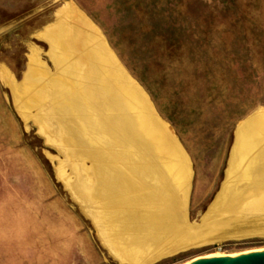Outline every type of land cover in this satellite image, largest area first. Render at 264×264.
<instances>
[{
    "label": "rangeland",
    "instance_id": "rangeland-1",
    "mask_svg": "<svg viewBox=\"0 0 264 264\" xmlns=\"http://www.w3.org/2000/svg\"><path fill=\"white\" fill-rule=\"evenodd\" d=\"M63 21L80 26L118 75L100 78L131 88L189 158L180 210L166 195L163 205L127 209L119 228L74 194L77 174L56 138L68 114L46 84L57 73L46 32ZM40 70L48 74L28 93L44 92L27 103L20 90ZM257 112L264 0H0V264H186L264 249V178L261 187L256 174L242 177L216 205L237 130ZM144 132L135 129L138 144L147 145Z\"/></svg>",
    "mask_w": 264,
    "mask_h": 264
},
{
    "label": "bare ground",
    "instance_id": "bare-ground-1",
    "mask_svg": "<svg viewBox=\"0 0 264 264\" xmlns=\"http://www.w3.org/2000/svg\"><path fill=\"white\" fill-rule=\"evenodd\" d=\"M77 21L73 20V22ZM76 26L63 21L46 32L57 70L55 75L46 80V84L54 89L57 110L68 114L67 122L63 121V128L67 133L65 135L60 133L61 135L56 138L64 139L65 151L71 156L68 158L69 163L74 166L73 169L77 174V179L72 184L74 194L80 201L99 204L100 210L95 211L94 217L98 218L99 212L104 214L106 219L104 223L117 219L119 228L124 225V221L122 223L120 218L129 211L127 209L145 203L163 205L166 195L171 197L170 202L178 205L180 210V203H183L181 197L188 192L190 179L186 155L177 145L178 143L175 144L174 139L164 133L162 125L152 116L149 107L143 99L137 98L131 88L121 81L116 82L115 79L105 81L100 78L98 74L102 73L112 75L114 78L116 76L118 78V75L115 74V69H112V64L108 60L98 61L101 55L98 53L96 57L97 50L91 49L96 47L94 42H88L91 39L87 38V34H84L80 26ZM87 43L89 48L83 53L85 51L82 52L83 46ZM88 70H92L93 74L87 73ZM47 74V70H40L39 74L31 76V82L27 81L22 89L19 88L20 93L25 95V102L37 101L39 94L44 90L39 93L40 91L35 89L31 95L28 91L34 85L37 86L42 76ZM48 90L45 88V91ZM27 94L29 96H26ZM43 98H41L42 102ZM120 98L124 102L122 106L116 103ZM247 121L237 130L227 171V184L218 197L216 205L222 203L221 200L227 197V191H230L232 185L234 187V183L242 177L248 178L246 181L255 174L257 175L254 176L255 179L264 178V112H257ZM137 127L145 131V137H148V139L146 137L147 145L136 142ZM53 130L51 129L52 132ZM162 143L163 148L160 149L159 145ZM106 148L112 151L111 155L106 152ZM81 153L88 154L93 159L92 167H80L81 161L77 163L79 160L76 156H81ZM237 171L238 174H235ZM245 183L243 186L246 185ZM261 184H263L262 180L259 185ZM157 194L158 201L155 199L152 202Z\"/></svg>",
    "mask_w": 264,
    "mask_h": 264
},
{
    "label": "water",
    "instance_id": "water-1",
    "mask_svg": "<svg viewBox=\"0 0 264 264\" xmlns=\"http://www.w3.org/2000/svg\"><path fill=\"white\" fill-rule=\"evenodd\" d=\"M186 264H264V249L196 258Z\"/></svg>",
    "mask_w": 264,
    "mask_h": 264
}]
</instances>
